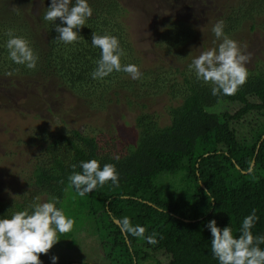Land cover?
<instances>
[{
    "label": "trees",
    "instance_id": "trees-1",
    "mask_svg": "<svg viewBox=\"0 0 264 264\" xmlns=\"http://www.w3.org/2000/svg\"><path fill=\"white\" fill-rule=\"evenodd\" d=\"M42 2L38 20L31 25L18 10L0 21V84L12 85L22 77H35L41 83L55 80L89 112L98 114L112 104L124 105L136 112L137 137L134 144L118 149L117 137H108L88 123L67 128L62 122L53 131H35L28 144L35 147L37 156L25 176L24 190L0 200V219L18 211L31 214L37 197L40 203L55 197L56 207L63 211L76 191L69 176L74 171L82 173L81 162L95 159L101 169L105 164L115 166L118 184L108 181L83 197L77 193V197L97 230L103 232L101 244L107 250L108 264H138L148 259L163 264L136 249L139 241L150 252L168 256L166 264H219L212 253L208 223L215 220L221 229L231 227L238 238L243 220L254 209L258 219L252 234L264 236V67L248 71L246 83L233 95L213 96L214 85L198 79L189 65L181 69L142 66L128 38L127 9L120 0H87L92 16L76 30L80 37L71 44L55 40L59 35L56 26L66 25L59 19L55 23L44 20L51 0ZM226 11L221 15L224 33L231 38L244 24L249 23L250 30L256 28L255 21L264 15V0H240ZM39 29L44 30L46 41L35 37ZM9 30L29 41L38 56L34 70L9 58ZM93 33L117 37L126 53L121 65L138 66L141 78L134 80L123 71H113L93 79L101 58V50L92 46ZM189 37L191 31L182 23L170 22L157 44L170 51ZM161 97L170 103L164 125L150 111V104ZM225 105L238 109L232 113ZM255 115L258 121L247 120ZM238 126L245 132L240 133ZM163 177L179 180L184 186L165 193L159 185ZM206 190L211 191V197L205 196ZM125 218L132 227L144 228L143 236L124 230ZM149 237L155 243H149ZM58 240L54 245L58 248L64 245L70 249L75 244L70 232L58 233ZM259 247L264 250V244ZM44 259L41 254L42 263Z\"/></svg>",
    "mask_w": 264,
    "mask_h": 264
},
{
    "label": "rangeland",
    "instance_id": "rangeland-1",
    "mask_svg": "<svg viewBox=\"0 0 264 264\" xmlns=\"http://www.w3.org/2000/svg\"><path fill=\"white\" fill-rule=\"evenodd\" d=\"M237 1L240 0H120V3L127 9L124 22L128 26V38L142 60V66L160 65L181 69L190 65L202 51L218 48L222 40L215 39L212 28L222 20L221 15L227 13V8ZM42 5L41 0H0V21L18 10L31 25L37 22ZM170 22L182 23L191 31V37L178 49L167 51L157 42ZM255 24L254 30H250L249 23L242 25L230 38L239 44L243 53L251 54V61L246 64L248 71L264 67V15L258 17ZM43 31L37 30L35 37L46 41ZM166 98H156L150 104V111L159 116L162 125L168 123L166 107L170 103ZM224 107L232 113L238 109L236 105ZM135 116L136 112L132 109L114 104L99 114L89 112L76 96L55 80L41 83L35 77H22L15 79L12 85L0 84V200L16 197L23 192L25 176L37 156L35 147L28 144L29 137L35 131H53L62 122L66 123L67 128L88 123L99 127L108 137H117L119 149L135 143ZM256 116H249L247 120L258 121ZM238 128L240 133L245 132L243 126ZM159 185L163 192L170 193L183 187L184 183L163 177ZM68 205L63 211L74 220L70 233L75 244L70 249L64 245L61 248L54 246L45 255L42 264H52L53 256L58 257L57 264H108L107 250L101 244L103 232L97 230L93 218L82 208L76 191ZM135 247L163 264L168 262V256L150 252L142 241ZM138 264L156 263L148 259L139 260Z\"/></svg>",
    "mask_w": 264,
    "mask_h": 264
},
{
    "label": "clouds",
    "instance_id": "clouds-1",
    "mask_svg": "<svg viewBox=\"0 0 264 264\" xmlns=\"http://www.w3.org/2000/svg\"><path fill=\"white\" fill-rule=\"evenodd\" d=\"M92 8L87 0H51L43 19L55 23L59 19L66 27L56 26L59 34L55 40L71 44L80 37L78 31L84 27L86 20L92 16ZM224 21L219 20L212 28L217 39L222 42L218 48L202 51L189 65L194 70L196 77L206 84L214 85L212 95H233L239 86L246 83L248 70L246 64L251 61V54L241 51L239 44L224 33ZM7 35V49L9 58L16 64L25 65L34 70L38 56L29 45V41L16 36L12 30ZM92 46L101 50V58L92 73V78H104L113 71H123L132 79H140L142 73L138 66L128 64L122 66L121 57L126 55L120 47L119 40L110 35H92ZM76 165H73L75 169ZM82 173L73 172L69 176L71 185L79 196L92 193L98 185L111 181L118 184V174L112 164H105L101 169L97 160L81 162ZM205 196L211 197V191L206 190ZM28 211L15 212L10 218L0 219V264H42L41 254H48L55 244L59 242L58 233L66 234L74 226V220L68 218L61 209L56 207L58 202L55 197L50 202L40 203L36 198ZM214 201V200H213ZM258 217L256 210L245 217L242 222L240 235L234 237L231 227L223 229L217 227V222L212 220L207 227L213 239L211 249L219 264H264V250L259 245L264 244V236L254 237L251 229ZM123 229L135 236H143L145 229L132 227L127 218L123 220ZM149 243H155L151 237ZM52 264H57L58 257L51 258Z\"/></svg>",
    "mask_w": 264,
    "mask_h": 264
},
{
    "label": "water",
    "instance_id": "water-1",
    "mask_svg": "<svg viewBox=\"0 0 264 264\" xmlns=\"http://www.w3.org/2000/svg\"><path fill=\"white\" fill-rule=\"evenodd\" d=\"M253 164H254V162H252V164H251V167H250V169H249V170H251V169L253 168Z\"/></svg>",
    "mask_w": 264,
    "mask_h": 264
}]
</instances>
